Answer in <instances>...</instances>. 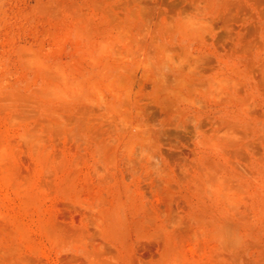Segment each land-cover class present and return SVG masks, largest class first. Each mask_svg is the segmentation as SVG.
<instances>
[{
  "label": "rangeland",
  "instance_id": "rangeland-1",
  "mask_svg": "<svg viewBox=\"0 0 264 264\" xmlns=\"http://www.w3.org/2000/svg\"><path fill=\"white\" fill-rule=\"evenodd\" d=\"M0 264H264V0H0Z\"/></svg>",
  "mask_w": 264,
  "mask_h": 264
}]
</instances>
